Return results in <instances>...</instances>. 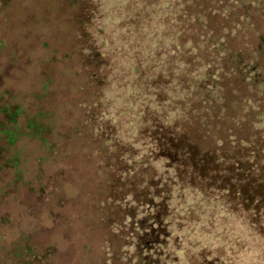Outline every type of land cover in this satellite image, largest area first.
Wrapping results in <instances>:
<instances>
[{"label":"rangeland","instance_id":"obj_1","mask_svg":"<svg viewBox=\"0 0 264 264\" xmlns=\"http://www.w3.org/2000/svg\"><path fill=\"white\" fill-rule=\"evenodd\" d=\"M183 1L173 33L182 49L173 62L186 60L190 48L188 61L219 71L228 117L246 118L248 99L264 110L261 86L232 74L238 58H263L257 47L264 0ZM130 3L144 1L0 0V103L40 112L53 132L50 146L18 143V171L0 177V264H166L165 258L174 264L183 247L186 264H214L215 258L246 264L238 252L257 249L252 231L262 230L264 213L237 193L236 178L237 194L205 186L200 201L196 192L183 191L186 181L166 164L117 136L113 111L99 110L108 89L124 81L112 56L136 46L138 20L123 27ZM219 123L211 127L219 137L247 131ZM164 200H170L172 237L155 251L139 237Z\"/></svg>","mask_w":264,"mask_h":264},{"label":"trees","instance_id":"obj_2","mask_svg":"<svg viewBox=\"0 0 264 264\" xmlns=\"http://www.w3.org/2000/svg\"><path fill=\"white\" fill-rule=\"evenodd\" d=\"M143 1L138 7L134 3L129 4L131 17L123 24L127 30L138 20L134 28L137 36L134 50L128 53L127 48L112 56V64L121 72L124 81L120 86L108 89V98L100 103L99 110L113 111L111 122L117 124L116 129L120 133L117 136H122L132 147L146 149L154 162L162 161L177 179L186 181L184 192L188 191L191 196L196 192L200 201L205 200L203 192L209 190L204 189L206 186L211 187L210 192L226 196L231 193L232 179L236 178L234 186L237 193L255 205L254 210H263L264 213V110L248 99L244 103V113H249L246 118L228 117L224 111L228 99L223 94L221 73L205 61L201 65L196 64V60L188 61L192 54L190 48L187 49L189 56L186 60H172L182 49L173 33L175 36V22L183 10L182 6H185L184 1ZM125 12L127 14V7ZM257 51L263 58L255 56L245 62L238 58L232 74L242 77L245 82L258 83L264 90V36L260 38ZM247 102H251L254 109L248 108ZM44 119L40 112L30 115L19 104L0 103V177L7 172L18 171V143L39 141L44 146L51 145L48 140L53 134L51 124H46ZM220 121L224 127V123L227 124L231 132L243 125L247 131L241 135L232 133L219 137L211 133V127L212 123L220 124ZM202 142L208 145L204 149L199 146ZM212 163H215V168L210 165ZM232 191L237 194L236 189ZM169 201L164 200L160 205L161 212L151 218L152 222L155 220L153 224L139 237L146 246H150L149 249L157 246L155 251H160L171 242ZM226 212L229 218L228 210ZM261 229L252 231L257 235V249L248 251L246 248L238 252L241 255L243 251L246 255V264H264V221ZM199 238L201 240L202 237ZM203 240L206 239L203 237ZM186 250V247L176 250L174 264H186ZM159 256L156 255L154 262ZM164 262L172 264L167 258ZM238 263L241 264L237 259L234 262L223 258L214 260V264Z\"/></svg>","mask_w":264,"mask_h":264}]
</instances>
